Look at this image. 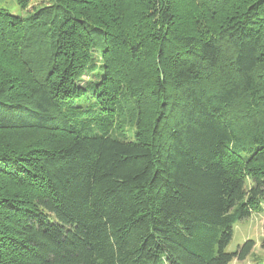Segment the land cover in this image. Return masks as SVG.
I'll return each instance as SVG.
<instances>
[{"label":"trees","instance_id":"trees-1","mask_svg":"<svg viewBox=\"0 0 264 264\" xmlns=\"http://www.w3.org/2000/svg\"><path fill=\"white\" fill-rule=\"evenodd\" d=\"M258 211L264 0L0 9V264H231Z\"/></svg>","mask_w":264,"mask_h":264},{"label":"rangeland","instance_id":"rangeland-1","mask_svg":"<svg viewBox=\"0 0 264 264\" xmlns=\"http://www.w3.org/2000/svg\"><path fill=\"white\" fill-rule=\"evenodd\" d=\"M42 0H30L28 9L22 11L16 0H0V9H6L15 15H27L33 6L40 5ZM86 78V77H85ZM35 136L29 132H8L3 135L2 140L6 145L23 146L33 141ZM264 238V211L253 213L247 219L238 222L234 226V234L227 252L235 253L245 242L253 241L254 249L246 260H234L231 264H261L264 258V250L261 247Z\"/></svg>","mask_w":264,"mask_h":264}]
</instances>
